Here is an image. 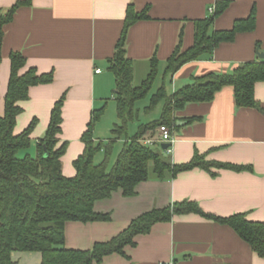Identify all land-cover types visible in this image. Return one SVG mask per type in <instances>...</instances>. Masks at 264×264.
Instances as JSON below:
<instances>
[{
	"label": "crops",
	"instance_id": "crops-1",
	"mask_svg": "<svg viewBox=\"0 0 264 264\" xmlns=\"http://www.w3.org/2000/svg\"><path fill=\"white\" fill-rule=\"evenodd\" d=\"M18 1L27 5L16 9L12 20L3 28L0 115L4 113L11 54L26 59L21 73L33 68L38 75L52 74L50 84L30 88L28 100L19 103L22 112L16 118L14 134H20L36 120L30 140L37 147L55 102L63 97L57 146L67 142L61 163L62 174L69 178L75 175L73 162L84 150L81 136L91 113L106 107L115 84L108 61L120 39L128 6L138 13L146 10L148 15L147 19L132 24L126 35L124 48L133 64V82L138 69L146 71L148 67L147 78L151 71L149 62L155 58L158 72L153 88L157 89L180 32L182 48L186 50L193 44L194 22L212 15L216 2L223 0H0V16ZM224 1L229 4L214 19L213 31L231 29L253 9L254 30L237 34L230 43H221L211 59L181 66L168 80L167 94L188 84L192 77L228 74L238 65L263 60L259 55H264V0ZM96 70L100 73L96 74ZM254 97L257 108L237 109L233 90L226 87L209 103L185 106L175 117L198 118V121L173 133L171 154L162 150L173 165L187 164L198 155L208 162L249 167L250 171L220 170L213 171L216 176H211L194 168L168 181L143 182L136 187L133 197H124L116 191L108 199L95 202L93 207L97 213L108 214L109 221L66 224L65 248L89 250L95 243L106 242L121 233L142 214L183 201L195 202L214 216L245 214L249 221L264 222V82L255 85ZM110 98L114 99V95ZM93 139L100 142L94 132ZM153 139H158V133ZM124 142L119 139L114 145L110 167ZM103 157L97 161L94 158V162L101 163ZM134 242V246L124 249L125 257L112 254L99 264H264V259L230 228L194 214L158 223ZM20 257L22 264L26 259L29 264L41 262L37 253L17 254V264Z\"/></svg>",
	"mask_w": 264,
	"mask_h": 264
},
{
	"label": "trees",
	"instance_id": "trees-1",
	"mask_svg": "<svg viewBox=\"0 0 264 264\" xmlns=\"http://www.w3.org/2000/svg\"><path fill=\"white\" fill-rule=\"evenodd\" d=\"M228 1H218L214 13L194 22V38L190 48L183 50L180 32L178 43L167 59L161 85L151 94L158 72L155 58L150 60L151 71L140 86H133V64L126 57V35L132 24L147 19V11L135 12L128 6L124 26L115 52L109 59V71L115 79L114 101L119 125H115L114 139L106 145L95 142L93 132L102 117L104 107L91 113L86 130L81 136L84 145L82 154L73 162L75 175L62 174L61 158L66 152L67 142L57 146L62 124L64 98L55 102L48 127L39 140L34 157L18 158V153L29 148L30 136L36 125L32 120L18 135L14 134L17 116L22 112L19 103L28 100L29 89L52 82V74L38 75L35 69L26 66V59L13 53L10 55V76L4 98V113L0 115V264H17L15 256L20 253H37L40 264H99L112 254L125 257L124 249L135 245V238L147 235L158 223L170 222L175 216L197 215L204 220L230 228L250 249L264 259V222H252L245 214L218 217L204 212L197 203L183 201L167 208L144 213L130 222L125 230L106 242L95 243L89 250L65 248V226L70 222L93 223L109 221L108 214L94 211L95 202L108 199L120 191L124 197H133L136 187L148 181H168L179 173L200 168L211 176L213 171H250L249 167L208 162L196 155L189 163L171 164L162 154L160 145L147 146L142 143L146 136L153 139L160 126L168 127L172 134L180 127L178 123L190 124L198 118L180 120L175 117L189 104L209 103L226 87L233 90L237 109L258 107L254 87L264 82V60L238 65L228 74H209L192 77L172 94H167L166 84L170 77L184 64L204 58L211 59L221 43H230L239 33L252 32L255 28V11L233 27L224 31H213L214 19L228 6ZM27 5L18 1L4 16H0V48L3 28L19 7ZM149 96L150 112L161 104L158 119L140 124L133 137L128 138L129 122L137 116L135 104ZM123 148L110 167L114 145L123 136ZM48 153L44 157V149ZM102 152L101 163H94L95 156Z\"/></svg>",
	"mask_w": 264,
	"mask_h": 264
},
{
	"label": "rangeland",
	"instance_id": "rangeland-1",
	"mask_svg": "<svg viewBox=\"0 0 264 264\" xmlns=\"http://www.w3.org/2000/svg\"><path fill=\"white\" fill-rule=\"evenodd\" d=\"M264 60V59H263ZM149 72V68L146 67V71L143 69H138L135 75V79L133 82V86H140L142 81L146 78V75ZM115 84H113V88L110 92L109 98L106 101V107L104 108V112L102 117L96 123L94 128V135L103 145H106L110 140L114 139V135L112 134V130L115 125H119V120L117 118L116 113V103L115 101L110 98L115 91ZM156 90V86L151 90V94L154 93ZM150 106L149 96L145 99L137 101L135 104V109L137 110L136 118L129 122L128 129H127V136L128 138L132 137L136 132L141 123H147L149 121H153L159 118L161 113V104L156 105L150 112L147 111V108ZM126 135H123L120 140L123 142L126 140ZM35 142H31L30 146L26 150H22L18 153V158H24L27 155L34 157L35 155ZM102 153H98L95 157V161L97 158H102ZM95 163V162H94ZM21 257L19 258L18 264L21 263ZM25 264H29L28 259H26Z\"/></svg>",
	"mask_w": 264,
	"mask_h": 264
},
{
	"label": "built area",
	"instance_id": "built-area-1",
	"mask_svg": "<svg viewBox=\"0 0 264 264\" xmlns=\"http://www.w3.org/2000/svg\"><path fill=\"white\" fill-rule=\"evenodd\" d=\"M96 74L100 73L99 70L95 71ZM158 139H145L142 141L144 145L153 146V145H162L167 144L169 147L165 151L167 154H171V147L174 143V138L171 130L166 126H160L157 130Z\"/></svg>",
	"mask_w": 264,
	"mask_h": 264
},
{
	"label": "water",
	"instance_id": "water-1",
	"mask_svg": "<svg viewBox=\"0 0 264 264\" xmlns=\"http://www.w3.org/2000/svg\"><path fill=\"white\" fill-rule=\"evenodd\" d=\"M259 58H260V59H264V55H262V54L259 55ZM184 125H185L184 123H178V126H179V127L184 126ZM168 147H169V145H167V144H162V145H161V150L166 151ZM43 149H44V157H47V156H48V153H47V151H46V148L44 147Z\"/></svg>",
	"mask_w": 264,
	"mask_h": 264
}]
</instances>
